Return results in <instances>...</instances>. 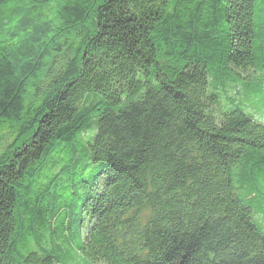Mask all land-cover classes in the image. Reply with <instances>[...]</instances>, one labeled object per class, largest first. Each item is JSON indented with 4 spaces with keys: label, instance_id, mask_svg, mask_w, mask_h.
I'll list each match as a JSON object with an SVG mask.
<instances>
[{
    "label": "trees",
    "instance_id": "trees-1",
    "mask_svg": "<svg viewBox=\"0 0 264 264\" xmlns=\"http://www.w3.org/2000/svg\"><path fill=\"white\" fill-rule=\"evenodd\" d=\"M240 79L264 0H0V264H264Z\"/></svg>",
    "mask_w": 264,
    "mask_h": 264
},
{
    "label": "rangeland",
    "instance_id": "rangeland-1",
    "mask_svg": "<svg viewBox=\"0 0 264 264\" xmlns=\"http://www.w3.org/2000/svg\"><path fill=\"white\" fill-rule=\"evenodd\" d=\"M229 75L231 74L234 77H237V74H234L232 70L229 71ZM210 80V87H212V81ZM241 84L238 87V91L235 95L240 99V103H246V106H242L248 113L255 116V118L264 122V87L257 84V81L253 79L252 83H246L245 80L240 79ZM233 83L229 84L228 91L223 95V100L225 102H229V99L233 98V94L235 91L232 89ZM223 89L225 88L222 87Z\"/></svg>",
    "mask_w": 264,
    "mask_h": 264
}]
</instances>
